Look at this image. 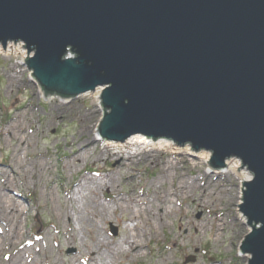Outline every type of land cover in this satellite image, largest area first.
I'll list each match as a JSON object with an SVG mask.
<instances>
[{
    "label": "water",
    "instance_id": "water-1",
    "mask_svg": "<svg viewBox=\"0 0 264 264\" xmlns=\"http://www.w3.org/2000/svg\"><path fill=\"white\" fill-rule=\"evenodd\" d=\"M9 41L33 51L46 94L103 88L104 140L189 144L214 169L240 160L252 174L240 251L264 264V0H0Z\"/></svg>",
    "mask_w": 264,
    "mask_h": 264
},
{
    "label": "rangeland",
    "instance_id": "rangeland-1",
    "mask_svg": "<svg viewBox=\"0 0 264 264\" xmlns=\"http://www.w3.org/2000/svg\"><path fill=\"white\" fill-rule=\"evenodd\" d=\"M17 43L24 57L0 53V264H248L251 255L241 254L240 245L252 229L239 206L252 174L240 160L248 179L241 173H210L211 153L204 162L170 149L128 145L112 147L123 157L117 168L118 157L109 160L106 140L96 138L108 112L94 99L102 91L46 94L26 66L33 51ZM137 150L143 155L126 160ZM170 163L174 166L163 174ZM180 179L196 187L184 196L176 188ZM137 196L144 198L137 209L145 214L125 221ZM119 197L132 210H116ZM221 218L225 225L215 242L217 228L211 224ZM135 226L131 234L139 238V257L112 255Z\"/></svg>",
    "mask_w": 264,
    "mask_h": 264
},
{
    "label": "bare ground",
    "instance_id": "bare-ground-1",
    "mask_svg": "<svg viewBox=\"0 0 264 264\" xmlns=\"http://www.w3.org/2000/svg\"><path fill=\"white\" fill-rule=\"evenodd\" d=\"M0 53H3L4 55H22L23 57H24V55L26 54L24 51H22V46H21V44H19V43H17L16 44V42H13V41H9V42H7L6 44H5V46H0ZM67 57V56H66ZM74 57V56H73ZM70 58H72V57H70ZM99 91L100 90H103V88L102 87H100V88H97ZM40 93L43 95L44 94V92H42V89L40 88ZM94 99L96 100V102H98V101H100V96H95L94 97ZM86 129V128H85ZM98 129H99V127L96 129V138H98V136H99V133H98ZM141 135H143V134H135V135H132V136H130L129 138H127L124 142H113V141H109V140H106V146H105V152H104V154H107L108 156H109V160H112V159H114L113 157H118V159L120 160L119 161V163H118V166H117V168H119V167H121V166H123V162H122V160H123V157H120L119 156V154L117 153V152H114V151H112L113 149H112V147H117V146H119V147H125V146H128V145H131V147L132 146H136V147H140V145H145V148H150V149H158V150H164V151H166V150H168V149H170V150H172L173 152H175V151H178L179 153H183V154H191L192 155V157H195L196 159H199V160H202V161H204V162H208V160H209V158H210V152H208V151H204V150H200V151H195V150H193V151H191V149H189L187 146V148L185 147V148H181L180 146H176L175 144L173 145V143H171L169 140H166V139H163V138H161V139H158L157 141H154L153 139H150V138H148V137H146V138H142L143 136H141ZM4 136L5 137H10V141H12L13 139H14V137L12 136V135H10V134H8V131H6L5 133H4ZM100 137V136H99ZM103 141H105V140H103ZM85 143H79V146L80 145H83V146H85L84 145ZM88 144V143H87ZM76 151V150H75ZM74 151V153L75 154H79V150H77L76 152ZM112 152V153H111ZM84 153V152H83ZM141 153H142V155H143V153H144V151H141V152H139L138 153V150L136 151V152H134V154H132V155H130V154H127L126 155V160H130V159H136V157L137 156H141ZM82 154V153H81ZM137 154H139V155H137ZM168 164H169V162H168ZM167 165V164H166ZM170 165L171 166H169V165H167L168 166V168L166 169V170H162V173L163 174H167V170L169 169V168H171V167H173L174 166V164H172V163H170ZM224 167L223 168H221V169H217L216 171H214V170H212L210 173H215V174H217L218 176H221V174H223V173H234V174H244V178L245 179H248L250 176H247L246 175V173L242 170V167L240 166V164H239V160H237V158H235V157H232V158H228L227 160H225L224 161ZM207 167L208 168H210V166L207 164ZM175 170H177L176 168H175ZM182 170V169H181ZM177 173V172H176ZM205 173H207V171L205 170ZM181 178V177H180ZM181 179H184L185 180V178H181ZM179 180L178 181V183H177V187L176 188H178L179 190H181V193L182 194H184V196L186 195V194H188V193H190L195 187H196V185H195V183L191 180V182L190 183H188V182H183L182 180ZM107 185H105V187H106ZM113 187V186H112ZM176 191V190H175ZM174 194V193H173ZM176 195V194H175ZM140 196H143L144 197V195H140ZM166 196V195H165ZM184 196H182V197H184ZM143 199L144 198H140V197H135V199H133L132 200V202L131 203H133V205H134V207L136 208L133 212H132V214H130V215H127V216H125L124 218V220L126 221V220H132V219H134V218H141V215L142 214H145L144 213V211H142V210H144V209H142L141 208V210H139V209H137V207L139 206L140 207V205H137L138 203H140V202H142L143 201ZM118 201H120V203L118 204V206L116 207V210H119V212L120 213H126V212H129L130 210H132V209H130L129 208V206H128V204L125 202V200L124 199H122V197H119V199H118ZM141 205H143V204H141ZM151 208H152V206H151ZM171 209H173V206H171L170 205V211H169V214H171ZM115 210V208H113V211ZM168 214V213H167ZM67 216H68V218L70 219V215H68V213H67ZM153 217H156V215L155 214H153L152 215ZM239 217L242 219V221H245V218L241 215V213H239ZM157 218V217H156ZM144 220H142V222H143ZM145 221H149V222H151L150 221V219H149V216H148V214L146 213V218H145ZM70 222H71V220H70ZM158 225V224H157ZM211 225H215L216 226V234H215V242H217L218 241V239H219V237H220V235H222V230H223V227H224V225H225V223H224V219L223 218H221V219H219V220H215V222L213 223V224H211ZM135 228H136V226L135 227H133V228H131V230H130V232L129 231H127V234H128V236L129 237H124L123 239H121V241L119 242V244H116L115 245V248H113L112 250H111V252H112V255H114V254H116L117 252H119V253H124V254H126L127 256H134L135 258L137 257H139V255L137 254V252H138V250H140V248H141V245H140V243L139 242H137L138 240H139V238H138V236H137V233H132L131 234V232L132 231H134L135 230ZM219 228L221 229V230H219ZM204 229V228H203ZM144 233V232H143ZM70 236H72V235H69V237ZM103 246H106V247H108V245H106L105 244V242H103V241H99ZM121 244H125V245H127L129 248H130V250L132 251V250H134V251H132L133 253H135V255L131 252V251H124V250H122L121 249V247L122 246H120ZM138 249V250H137ZM95 254V253H94ZM20 256V255H19ZM71 262H76V260L75 259H73Z\"/></svg>",
    "mask_w": 264,
    "mask_h": 264
},
{
    "label": "trees",
    "instance_id": "trees-1",
    "mask_svg": "<svg viewBox=\"0 0 264 264\" xmlns=\"http://www.w3.org/2000/svg\"><path fill=\"white\" fill-rule=\"evenodd\" d=\"M52 95H57L56 93L52 94Z\"/></svg>",
    "mask_w": 264,
    "mask_h": 264
}]
</instances>
